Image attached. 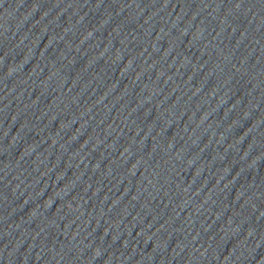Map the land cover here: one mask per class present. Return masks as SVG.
<instances>
[{"label":"water","instance_id":"1","mask_svg":"<svg viewBox=\"0 0 264 264\" xmlns=\"http://www.w3.org/2000/svg\"><path fill=\"white\" fill-rule=\"evenodd\" d=\"M0 264H264V0H0Z\"/></svg>","mask_w":264,"mask_h":264}]
</instances>
